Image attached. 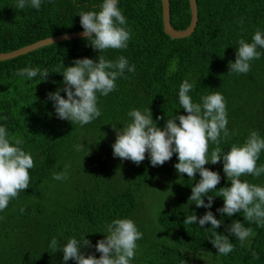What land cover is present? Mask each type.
Returning <instances> with one entry per match:
<instances>
[{
    "label": "trees",
    "instance_id": "obj_1",
    "mask_svg": "<svg viewBox=\"0 0 264 264\" xmlns=\"http://www.w3.org/2000/svg\"><path fill=\"white\" fill-rule=\"evenodd\" d=\"M199 22L195 32L186 38L174 39L164 31L161 0H119L118 7L126 17L131 38L126 49L93 50L84 38L54 43L16 58L0 61V124L10 140L20 138L23 149L30 152L34 167L30 186L10 200L0 212V264H63V253L49 248L57 239L61 248L69 238H79L86 232L92 247L85 246V255L101 253L95 250L101 231L117 218L138 222L143 236L138 240L131 264H264V227L244 220L243 214L223 216L217 232L233 220H240L253 235L241 246L229 237L234 250L227 256L217 255L206 223L184 224L186 216H202L207 209L197 208L188 200L191 185L199 181L187 174L180 176L174 168L177 156L163 165L153 167L145 154L139 165L113 156L112 145L117 129L129 122L127 113L133 108L152 111L153 119L163 127L175 115L187 114L179 108L178 90L187 79L193 84L190 95L194 102L212 92H220L226 101L228 135L223 132L219 144L209 143V154L219 147L227 152L232 145H242L251 131L264 138V55L251 62L246 74L229 72V61L235 60L236 41L250 42L259 29L264 33V0H197ZM101 0H51L37 11L14 7L15 0H0V53L9 52L38 40L59 34L83 30L80 11H98ZM171 21L175 28H187L192 19L189 0H170ZM243 20L242 24L237 22ZM264 53V49H260ZM116 60L125 56L135 64L134 73L125 72L118 78L116 89L108 96H98L101 116L81 126L58 119L48 93L63 89L61 73L51 72L69 66L77 58L98 55ZM25 67L47 68L46 81L39 77L28 81L15 75ZM61 95H66L61 90ZM179 123V121H177ZM116 125V128H113ZM79 144L80 150L75 146ZM264 164V150L257 166ZM69 165L68 179L57 181L54 172ZM220 172L217 189L230 185L222 171L223 164H206ZM177 175V176H176ZM250 183L264 185V175L241 177ZM170 181L174 196L167 209L151 211L148 193ZM218 194L214 190L209 195ZM207 200V196L205 197ZM223 205V198L214 197L212 211ZM165 205L161 204V207ZM24 207L25 211L20 212ZM154 217V218H151ZM149 218L159 229L151 234L142 222ZM139 219V220H138ZM141 222V223H139ZM209 227V228H208ZM258 254L253 258L252 251ZM68 264H76L70 259Z\"/></svg>",
    "mask_w": 264,
    "mask_h": 264
},
{
    "label": "clouds",
    "instance_id": "obj_2",
    "mask_svg": "<svg viewBox=\"0 0 264 264\" xmlns=\"http://www.w3.org/2000/svg\"><path fill=\"white\" fill-rule=\"evenodd\" d=\"M43 2L45 0H15L14 7L19 10L31 7L38 11ZM47 2L51 3V0ZM118 4L119 0H101L98 11L78 12L80 25L84 30L83 38L99 53L128 47L130 30ZM237 23L242 24L243 20ZM236 46V58L229 61L228 73L246 74L250 71L251 62L264 55L260 51L264 49V33L258 29L250 42L241 38L236 41ZM135 70V64H130L123 55L116 60H109L99 54L96 59L77 58L69 66L63 64L62 70L51 71L63 76V89L57 88L48 93L56 117L81 126L91 123L102 114L98 107V96H108L116 89L118 78H124L125 72L134 73ZM51 72L47 68L25 67L17 69L15 75L28 81L39 77L40 82L46 81ZM192 89L193 84L187 79L180 84L177 109L182 108L187 114L177 115L175 112L163 127L157 125V121L163 117L154 120L150 108L129 110V122L117 129L112 145L113 156L139 165L147 153L151 165L156 167L176 154L178 162L174 164V168L180 176L187 174L188 178H195L198 172L200 179L191 185L188 200L197 208L203 207L207 211L200 217L196 214L186 216L183 223L193 225L198 222L199 228L210 223V228L215 230L210 242L217 249V255L227 256L234 250L230 236L243 246L253 233L240 220L232 221L225 229L227 234L217 232L223 223V216L232 217L239 212L243 214L244 220L264 227V185L241 179L247 175H264V164L257 166L259 155L264 150V138L253 130L242 145H232L227 152L217 147L209 154V143L219 144L222 132L225 136L228 135L226 101L220 92H212L201 96L199 102H194L190 95ZM61 90L66 95L62 96ZM22 145L20 138L10 140L6 127L0 124V212L8 207L10 200L18 197L19 192L30 186L29 170L34 167V161L32 154L26 152ZM80 147L77 144L75 150L79 151ZM221 162L222 171L230 185L217 189L216 186L221 181L220 172L205 165ZM68 168L69 165H65L63 170L54 172L52 178L57 181L67 180ZM214 190H218V194L209 195ZM215 196L223 198V205L216 209L221 214V219H217L211 210ZM24 211L25 208L21 207L20 212ZM97 232L105 234L95 244V250L101 253L98 258L81 251L85 246L92 247L91 241L86 238V233L90 232L79 238H69L61 248H58L57 239L53 237L48 246L63 253V264H68L70 259L75 260L76 264H131L136 254V242L143 236L133 220L113 219ZM252 256L259 258L254 250Z\"/></svg>",
    "mask_w": 264,
    "mask_h": 264
},
{
    "label": "water",
    "instance_id": "obj_3",
    "mask_svg": "<svg viewBox=\"0 0 264 264\" xmlns=\"http://www.w3.org/2000/svg\"><path fill=\"white\" fill-rule=\"evenodd\" d=\"M161 1H162L163 24H164L165 33L174 39L186 38V37L191 36L195 32L198 22H199V10H198L197 0H189L192 19H191L190 25L185 29H177L173 26L172 21H171L170 0H161ZM83 31L84 30H80V31H74L70 33L50 36V37L38 40L34 43L28 44L24 47H21L13 51L1 52L0 61L16 58L20 55L27 54L31 51H34L36 49H39L41 47L48 46L54 43L83 38Z\"/></svg>",
    "mask_w": 264,
    "mask_h": 264
},
{
    "label": "rangeland",
    "instance_id": "obj_4",
    "mask_svg": "<svg viewBox=\"0 0 264 264\" xmlns=\"http://www.w3.org/2000/svg\"><path fill=\"white\" fill-rule=\"evenodd\" d=\"M177 176V175H176ZM174 196V187L173 184L170 181H165L163 183V186L161 187H157L156 190H153L151 193H148V197L147 198V202L148 205H150L151 207V211L153 212L155 209V211L159 208H165L167 209L168 207H170L171 205L167 206L170 203V200H172ZM165 205L164 207H161V204ZM153 208V209H152ZM154 218V217H151ZM149 221H147L149 218H145L146 220H144L142 223V229H145L146 227H148L151 231V234H157L158 232V228L155 229L154 228V223L152 222L153 219H151ZM139 220V219H138ZM136 226H138V222L137 220L135 221Z\"/></svg>",
    "mask_w": 264,
    "mask_h": 264
}]
</instances>
